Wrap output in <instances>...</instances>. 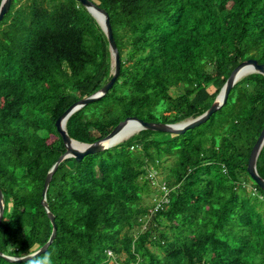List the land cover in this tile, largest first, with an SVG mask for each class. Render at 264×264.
I'll return each instance as SVG.
<instances>
[{
	"label": "trees",
	"instance_id": "trees-1",
	"mask_svg": "<svg viewBox=\"0 0 264 264\" xmlns=\"http://www.w3.org/2000/svg\"><path fill=\"white\" fill-rule=\"evenodd\" d=\"M90 1L110 16L121 69L106 96L69 118L79 142L102 140L131 117L198 118L237 66L264 64V0ZM112 76L107 37L79 1H12L0 22L4 255L25 257L50 240L43 188L66 152L56 122ZM263 128L264 76L250 74L195 129L143 130L66 159L47 192L53 244L28 262L0 264L46 255L54 264H264V192L248 173ZM257 169L264 178V147Z\"/></svg>",
	"mask_w": 264,
	"mask_h": 264
},
{
	"label": "water",
	"instance_id": "water-1",
	"mask_svg": "<svg viewBox=\"0 0 264 264\" xmlns=\"http://www.w3.org/2000/svg\"><path fill=\"white\" fill-rule=\"evenodd\" d=\"M13 0H2L1 6H0V22L3 20L5 15L10 10L11 4ZM79 1L83 7L88 10V12L96 19V21L101 26L103 32L105 33L108 43H109V50L111 53V59H112V78L111 80L97 93L93 94L92 96L80 100L73 104L56 122V127L63 138V142L66 147V152L64 155H62L58 161L54 164V166L51 168L45 184L43 188V201L42 204L46 209V212L48 213V216L52 222L53 225V232L50 237V240L48 243L43 246L42 248L38 249L36 252L25 256L21 258H15L6 256L3 253L0 252V256L5 258L9 262H19V263H25L28 262L36 257H39L43 255L48 248L53 244L56 236H57V225L55 221V216L51 213L49 209V205L47 203V192L49 189V186L51 184V181L53 179V176L60 166V164L65 161L68 158H75L77 161H82L86 156L97 154L100 152H103L105 150H108L125 140H128L135 134L147 130V131H154V132H162V133H171V134H184L188 130L195 129L196 127H199L203 124H205L210 117L217 113L227 102L228 96L233 89V87L241 81L243 78L250 74H261L264 76V64H259L257 60L250 59L247 61L242 62L239 66H237L234 71L231 73L230 77L228 78L226 84L222 88L221 92L217 96L215 102L212 104L210 109L205 112L203 115L199 116L198 118L183 121L176 124H164V123H157V122H145L144 120L138 119L136 117H131L126 119L125 121L121 122L108 136L103 138L102 140H99L93 144H87L82 143L77 140L72 139L67 131V122L69 118L85 107L88 104H91L97 100H100L104 96L108 94V92L113 88L115 85L117 79L120 75V69H121V60H120V53L119 49L114 37L110 16L108 12L100 7H98L96 4L91 2L90 0H77ZM136 123L138 126V130L136 133L130 135L125 140H118L117 137L121 134V132L124 130V128L130 123ZM76 144V146H74ZM264 147V128L253 147V150L251 152L249 162H248V173L251 176V178L257 183V185L261 188V190L264 192V178H262L258 172L257 169V162L258 158L260 156V153ZM5 211V203H4V196L3 192L0 189V225L4 216Z\"/></svg>",
	"mask_w": 264,
	"mask_h": 264
},
{
	"label": "bare ground",
	"instance_id": "bare-ground-1",
	"mask_svg": "<svg viewBox=\"0 0 264 264\" xmlns=\"http://www.w3.org/2000/svg\"><path fill=\"white\" fill-rule=\"evenodd\" d=\"M138 130V126L136 123L130 122L124 130L121 132V134L117 137V139L120 140H125L127 139L130 135L136 133ZM76 146V144H74ZM77 147V146H76Z\"/></svg>",
	"mask_w": 264,
	"mask_h": 264
},
{
	"label": "rangeland",
	"instance_id": "rangeland-1",
	"mask_svg": "<svg viewBox=\"0 0 264 264\" xmlns=\"http://www.w3.org/2000/svg\"><path fill=\"white\" fill-rule=\"evenodd\" d=\"M176 91H177L176 89H173V90H172V93L175 94ZM161 178H163L162 175L160 176V178H159L158 181H160ZM157 188H158V187H157ZM157 188H156V186H154V190L157 189ZM153 199H154V197H153V198H152V197H149V198H148V202H151ZM152 250L155 251V252H158V253H160V254H163V251H162L161 249H159L158 247H156V246H155V247H152ZM122 259H124V256H123V255H122ZM109 264H115V263H114V261H111V262H109Z\"/></svg>",
	"mask_w": 264,
	"mask_h": 264
},
{
	"label": "clouds",
	"instance_id": "clouds-1",
	"mask_svg": "<svg viewBox=\"0 0 264 264\" xmlns=\"http://www.w3.org/2000/svg\"><path fill=\"white\" fill-rule=\"evenodd\" d=\"M36 264H54V262L50 255H46L42 259L37 260Z\"/></svg>",
	"mask_w": 264,
	"mask_h": 264
},
{
	"label": "built area",
	"instance_id": "built-area-1",
	"mask_svg": "<svg viewBox=\"0 0 264 264\" xmlns=\"http://www.w3.org/2000/svg\"><path fill=\"white\" fill-rule=\"evenodd\" d=\"M163 190H165V188H163ZM166 195H167V194H166ZM166 195H165V196H166ZM165 196H164V197H165Z\"/></svg>",
	"mask_w": 264,
	"mask_h": 264
}]
</instances>
